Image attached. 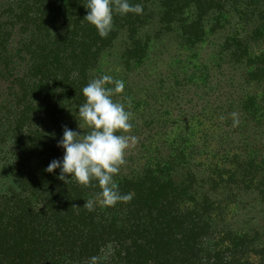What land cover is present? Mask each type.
Returning <instances> with one entry per match:
<instances>
[{"label": "trees", "instance_id": "obj_1", "mask_svg": "<svg viewBox=\"0 0 264 264\" xmlns=\"http://www.w3.org/2000/svg\"><path fill=\"white\" fill-rule=\"evenodd\" d=\"M0 264H264V0H0Z\"/></svg>", "mask_w": 264, "mask_h": 264}]
</instances>
